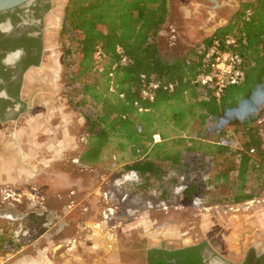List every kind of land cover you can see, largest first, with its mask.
<instances>
[{
    "label": "trees",
    "instance_id": "obj_1",
    "mask_svg": "<svg viewBox=\"0 0 264 264\" xmlns=\"http://www.w3.org/2000/svg\"><path fill=\"white\" fill-rule=\"evenodd\" d=\"M169 17L170 0H68L61 30L70 68L67 94L72 107L84 115L89 135L81 160L97 163L117 142L113 149L128 151L127 166L140 175L129 186L158 196L159 202L174 197L180 179L169 176L172 171L187 179L195 173L202 177L189 181L183 195L188 199L196 195L233 204L252 200L264 193V148L257 126L264 112V0L247 1L234 22L215 33L247 38L239 49L246 60L244 80L219 97L198 82L204 66L198 48L173 62L162 58L158 38ZM119 47L129 58L125 65ZM99 49L104 53L102 71L95 58ZM143 74L174 83L175 89L159 90L153 101L143 99ZM112 83L118 93L110 92ZM230 131L238 138L235 146ZM156 134L161 141L155 142ZM31 217L32 222L41 219ZM25 238H17L15 230L0 222V255L21 249ZM196 250L154 248L149 264H186L181 259L185 254L197 264Z\"/></svg>",
    "mask_w": 264,
    "mask_h": 264
},
{
    "label": "rangeland",
    "instance_id": "obj_2",
    "mask_svg": "<svg viewBox=\"0 0 264 264\" xmlns=\"http://www.w3.org/2000/svg\"><path fill=\"white\" fill-rule=\"evenodd\" d=\"M54 2L55 8L48 19L51 35L45 56L47 61L34 76L35 85L30 84L29 90L33 94L53 90L66 98L70 113L64 115L67 119L63 122L68 124L63 125L68 127L74 145V150H69L74 152H65L69 155L68 161H51L34 185L19 189L23 193L20 202H2L6 190H0V214L14 213L18 217L16 221L0 218L1 223L8 224L15 231L21 223L27 232L24 236L26 244L17 251L0 255V264H148L149 249L181 247L185 245V239L192 244L202 234L228 233L232 221L237 224L242 221L264 222V193L255 197L256 201L252 199L239 204L211 202L203 198L206 201L204 207L195 206L196 195L192 199L186 195L182 198L174 195L167 202L168 209L146 207L149 201L158 202V196L140 193L129 186L136 182H128L123 188L115 186L121 176L131 171L127 166L131 154L113 149L117 142L106 149L99 162L81 160L89 135L84 115L72 107L67 94L70 68L61 27L68 0ZM171 3V19L158 38L162 58L168 62L198 48L205 31L212 26L203 16H186L185 8L193 6L189 0H171ZM257 126L264 148V120L257 122ZM229 137L235 146L238 138L232 131ZM78 153L80 157L73 159L72 156ZM46 157L51 159L54 155L47 154ZM201 178L195 173L188 176V181ZM34 193L38 196L35 205L32 204ZM105 193L120 205L113 204L116 213L109 221L105 220L104 210L114 202L108 204ZM71 205L73 207L69 208ZM133 207L138 210L132 211ZM34 215L41 216V219L32 222L30 217ZM36 226H41L42 231L32 233L31 229ZM163 234L175 240H159Z\"/></svg>",
    "mask_w": 264,
    "mask_h": 264
},
{
    "label": "flooded vegetation",
    "instance_id": "obj_3",
    "mask_svg": "<svg viewBox=\"0 0 264 264\" xmlns=\"http://www.w3.org/2000/svg\"><path fill=\"white\" fill-rule=\"evenodd\" d=\"M244 1L197 0L199 5L191 6V15L203 16L210 24L214 18H227L229 23L224 26H228L242 10ZM54 8V0H30L0 12V114L5 113L24 91L33 93L27 78L32 77L33 85L34 76L47 61L45 56L51 35L48 19ZM228 230V233L202 234L196 243L172 248L196 247L193 253L197 255V264H264V222L237 224L232 221ZM181 259L186 264L193 262L186 254Z\"/></svg>",
    "mask_w": 264,
    "mask_h": 264
},
{
    "label": "crops",
    "instance_id": "obj_4",
    "mask_svg": "<svg viewBox=\"0 0 264 264\" xmlns=\"http://www.w3.org/2000/svg\"><path fill=\"white\" fill-rule=\"evenodd\" d=\"M247 1L249 0L244 2ZM193 2L192 5H199L197 2ZM172 5L173 3L170 4L169 19H171L173 10ZM185 9L186 16L192 18L191 9L188 7ZM229 20L214 18L213 23L210 24L212 26L208 31H205L206 35L199 47L207 40H211L218 28L226 27L224 25H227ZM28 78V82L32 84V77L29 78L30 80ZM23 106L25 108L22 110ZM69 108L66 98L56 91H41L36 94L24 91L15 98L12 106L5 113L0 114V190L12 188L19 191V189L34 185L33 182L42 177L43 172L52 162L63 161V159L68 161L69 155L68 153L65 155V152L69 148L74 150L72 137L67 131L68 127L63 125L68 124L63 120L67 119L64 115L70 113ZM263 120L264 112L257 122ZM65 129L66 132H64ZM47 154L50 157L54 155V157L48 159ZM72 157L74 159V157L80 156L78 153ZM4 200L5 198L2 202ZM164 238H168L170 241L175 240L174 237L165 235L159 240L163 241ZM185 240V245H190L189 240Z\"/></svg>",
    "mask_w": 264,
    "mask_h": 264
},
{
    "label": "built area",
    "instance_id": "obj_5",
    "mask_svg": "<svg viewBox=\"0 0 264 264\" xmlns=\"http://www.w3.org/2000/svg\"><path fill=\"white\" fill-rule=\"evenodd\" d=\"M252 16V10H248L246 13V19H250ZM247 44V38H236L234 36H226V37H213L210 42L204 43L199 47V52L203 56V70L198 75V82L208 87L212 90L213 94L216 96H221L224 91L234 85H238L244 80L245 71H246V60L239 51L242 45ZM118 52L120 53V61L121 64L125 65L128 63L129 58L124 52V50L119 47ZM97 61V67L99 70L104 69V53L102 49H99L95 55ZM115 68V67H114ZM113 75V74H111ZM142 80V88H141V96L143 99H148L153 101L156 97V93L159 90L173 91L175 89L174 83H164L163 81L156 80L154 78H149L145 74L141 76ZM110 92L118 93L117 87L114 83H112L110 87ZM119 96L124 98V93H120ZM138 105V103H135ZM155 142L161 141L160 134H156L154 136ZM251 153H256V150L253 148ZM177 175L179 176V183L174 187V195L176 198H182L184 195V191L189 185V181L185 175H178L176 172L172 171L169 176ZM140 175L138 172L131 170L128 174L124 175L122 182L124 184L128 182H139ZM22 192H19L15 189L9 188L5 191V200L10 201V204H14L12 202H20L22 200ZM33 201L32 204L35 205L37 203V193L32 195ZM12 198V200H10ZM258 200V199H256ZM255 199L253 201H256ZM260 201V200H259ZM194 204L198 207L205 206V200L196 196L194 198ZM152 207H160L164 209H168L169 205L167 202L162 201L150 203ZM117 205V204H115ZM107 206L104 210V217L106 221H109L115 215V207ZM71 205L69 208H72ZM59 215H56L58 218ZM0 218H6L10 221L18 220L17 215L14 213L8 214H0ZM1 222V221H0ZM19 229L15 231V236L19 238L20 235L25 236L27 234L26 230L20 223Z\"/></svg>",
    "mask_w": 264,
    "mask_h": 264
},
{
    "label": "water",
    "instance_id": "obj_6",
    "mask_svg": "<svg viewBox=\"0 0 264 264\" xmlns=\"http://www.w3.org/2000/svg\"><path fill=\"white\" fill-rule=\"evenodd\" d=\"M30 0H0V12L13 9ZM163 249H166L165 247Z\"/></svg>",
    "mask_w": 264,
    "mask_h": 264
},
{
    "label": "bare ground",
    "instance_id": "obj_7",
    "mask_svg": "<svg viewBox=\"0 0 264 264\" xmlns=\"http://www.w3.org/2000/svg\"><path fill=\"white\" fill-rule=\"evenodd\" d=\"M123 178H124V176H121V178H119V179L115 182V186H116V187H118V188H123V186H125V184L122 182ZM104 199H105V201H106L108 204H109V202H111V201L114 202V203L111 204V206H112L113 204H117V205L120 207V205H119L118 203H116L115 201H113V200L110 199L108 193H105V195H104ZM146 207L152 208V206H151V204H150L149 202L146 204ZM133 208H134V210H132V211H136V210H138V208H135V207H133ZM127 212L129 213V211H127ZM129 215H130V213H129Z\"/></svg>",
    "mask_w": 264,
    "mask_h": 264
}]
</instances>
